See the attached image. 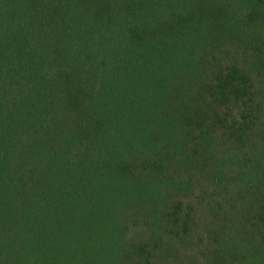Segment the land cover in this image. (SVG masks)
<instances>
[{
    "label": "trees",
    "instance_id": "16d2710c",
    "mask_svg": "<svg viewBox=\"0 0 264 264\" xmlns=\"http://www.w3.org/2000/svg\"><path fill=\"white\" fill-rule=\"evenodd\" d=\"M0 264H264V0H0Z\"/></svg>",
    "mask_w": 264,
    "mask_h": 264
}]
</instances>
